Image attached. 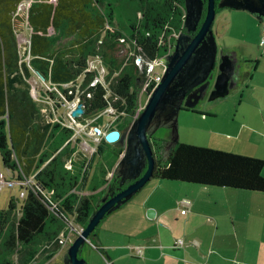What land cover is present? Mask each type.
Segmentation results:
<instances>
[{"label":"trees","instance_id":"trees-1","mask_svg":"<svg viewBox=\"0 0 264 264\" xmlns=\"http://www.w3.org/2000/svg\"><path fill=\"white\" fill-rule=\"evenodd\" d=\"M21 1L0 0V156L12 172L27 176L36 172L35 180L59 201L52 210L45 197L30 188L18 215V200L9 198L8 207L0 210V264H45L59 250L56 239L66 225L60 212L75 214V220L86 225L102 202L99 195L118 185L116 166L124 147L110 143L115 145L116 161L113 165L102 161L94 168L109 144L103 140L86 165L87 157L73 154L76 147L66 143L73 133L70 128L59 122L42 126L29 79L34 72L42 75L54 87L46 90L54 100L63 101L61 94L67 101L79 97L84 113L78 119L112 106L117 116L109 129L124 127L137 108L140 83L146 79L145 62L170 53L176 36L186 31V9L185 0H31L27 14L16 13ZM26 26L30 44L22 56L17 34ZM126 44L127 52L120 54ZM139 55L144 58L141 67L135 61ZM93 56L107 65L105 84L91 85L96 72L87 67ZM146 90L150 92L151 86ZM60 134L64 138L61 135L59 140ZM168 138L167 133L149 138L155 158L153 177L264 192L263 158L180 140L166 149ZM71 157L68 168L65 163ZM109 172L114 174L111 179ZM85 188L90 193L82 194ZM21 248L24 252L15 262L13 256Z\"/></svg>","mask_w":264,"mask_h":264},{"label":"crops","instance_id":"crops-1","mask_svg":"<svg viewBox=\"0 0 264 264\" xmlns=\"http://www.w3.org/2000/svg\"><path fill=\"white\" fill-rule=\"evenodd\" d=\"M247 16L251 24L243 40L249 47L247 51L244 46L237 49L244 61L256 60V69L262 67V74L252 76L257 82L251 80L238 100L241 109L235 110L240 111L235 138L246 132L251 142L247 139L248 144L236 146L239 149L211 147L264 159V45L260 40L263 50L257 55L251 50L250 44H259L261 22L255 15ZM239 86L237 83L233 88ZM202 188L206 189L203 196L175 199L169 205L157 206L144 200L132 226L119 219L99 224L97 250L107 264H264V192L223 186ZM189 199L185 205L184 200ZM148 208L155 210L153 218L147 216ZM184 208L186 212L182 213Z\"/></svg>","mask_w":264,"mask_h":264},{"label":"water","instance_id":"water-1","mask_svg":"<svg viewBox=\"0 0 264 264\" xmlns=\"http://www.w3.org/2000/svg\"><path fill=\"white\" fill-rule=\"evenodd\" d=\"M218 6L247 10L264 21V0H220ZM202 7V0H185L184 25L187 31H193L194 34H178L174 47L162 59L166 68L161 81L149 94L138 117L122 131L114 129L106 134L108 141L118 140L124 147L116 166L119 182L114 191L104 194L102 202L90 214L82 233L68 246L64 264H88L86 258L80 255L86 249L85 238L93 233L106 215L130 200L153 177L155 158L149 138L160 127H168L170 131L166 148L172 149L179 138L177 116L180 109L183 106L194 107L204 97L210 84L207 79L217 56L212 30L216 16L215 0H207L206 12L200 23ZM220 60L210 100L228 95L240 77L241 62L233 53L223 55ZM71 113L76 117L81 116L84 113L82 103ZM154 214V209H147L149 218H153Z\"/></svg>","mask_w":264,"mask_h":264},{"label":"rangeland","instance_id":"rangeland-1","mask_svg":"<svg viewBox=\"0 0 264 264\" xmlns=\"http://www.w3.org/2000/svg\"><path fill=\"white\" fill-rule=\"evenodd\" d=\"M254 16L252 13L247 10H238L229 7H219L216 11V16L212 24V30L214 32L216 45H217V56L215 61V68L213 69V77L210 80L209 87L207 88L205 95L199 102L190 109H180L177 116V132L180 140L187 139L189 143H197L203 146H214V147H222L228 146V148L239 149L236 147L244 146L247 139L251 142L250 135H246V132H243L239 139L235 138V134L238 130V124L236 121L239 120L240 111L237 112L235 110H239L238 100L241 98V93L246 90L247 84H249L252 80L253 83H256L257 80L253 79L254 76L260 77L262 74V67H258L256 69V60L253 61H244L242 59V54L238 52L240 47L244 46V51H247L249 44L245 43L243 40V34H245L250 29V18L247 14ZM123 16V13H120ZM255 17V16H254ZM259 21V20H258ZM260 24V23H259ZM260 28V37L259 44L258 41L256 44H250L251 50L255 52L257 55L258 52H262L263 46L260 45L261 40V26ZM29 39V28L26 27V30L18 35V41L21 49V54L23 56L25 50V41ZM66 40V39H65ZM263 45V44H261ZM129 48V44L122 46V50L120 54H125ZM233 48V49H232ZM238 48V49H237ZM233 53L235 57H237L241 62V72L240 79H237V83L240 85L239 87L231 89L228 95L225 97L217 98L215 100H210L209 96L211 91L214 88V83L216 77L219 72V63L220 59L226 53ZM119 54V55H120ZM136 63L140 65H144V58L141 55L136 56ZM248 62V63H247ZM89 64L93 67L97 66L95 70L106 71L107 74L108 69L107 65L101 60L98 56L89 57ZM146 64V62H145ZM149 67V65H148ZM244 68V69H243ZM160 67L155 66V72H159ZM245 72H249L250 76L247 77ZM36 73V72H35ZM33 74V76L29 79L31 83V93L38 100L42 110V118L41 124L45 127L47 124H52V121L57 120L60 117H64L66 112V105L62 104L56 106L50 96L47 93L48 84L42 80V78L38 74ZM253 76V77H252ZM82 79V78H81ZM138 91V104L139 106H144L147 102L149 93H147L143 89V84L140 83ZM80 91L78 90L77 93ZM79 99L78 97L75 99ZM47 101H52V104ZM54 105V107H53ZM184 107V106H183ZM112 120V117L109 115H105L101 120L95 122L94 124H99L101 126H106L108 122ZM102 122V123H101ZM128 121L124 124V127L117 128L113 126V128H117L119 130H123L128 126ZM170 128L162 126L156 132L153 133L152 136L162 137L165 133L169 134ZM60 134L57 139H61ZM151 136V137H152ZM64 138V136H63ZM59 139V140H60ZM168 140V139H167ZM256 141H259V137H255ZM171 142V141H170ZM169 142V144H170ZM118 144H122L117 141ZM76 144V143H75ZM117 144V145H118ZM168 144V141L166 145ZM205 144V145H204ZM236 144V145H232ZM248 144V143H246ZM115 145L105 144L104 153L99 158H96L93 167L95 168L96 163L98 165L99 162L106 161L109 165H113L116 161V156L114 153ZM169 147V146H168ZM167 149V148H166ZM76 154V153H75ZM165 157L164 155H162ZM161 156V157H162ZM79 164L75 163V172L78 175ZM94 168L89 172V176H92L94 172ZM0 170L3 171L6 177H9V172L2 164L1 156H0ZM78 190L81 187L78 185ZM209 187L211 189L214 186H201L195 183L183 182L177 180H167L161 179L157 177H152L141 189L138 191L130 200L124 203L120 208L113 211L107 217L105 216L99 224L108 225L106 223H111L112 221L119 219L122 222L126 223L127 226H132L136 222V216L138 214V210L141 209V202L146 200L149 203L156 204L160 206L162 204L169 205L175 199H187L191 196L199 195V197L203 196L206 191L205 188ZM80 191V190H79ZM20 188L18 186H8L3 185L0 189V210L8 207L9 198L15 197L18 200L17 212L20 215V207L22 204V198H19ZM82 194L90 193V191L85 188L81 190ZM199 192H202L201 194ZM100 198L104 196L101 193ZM199 197H196L198 199ZM191 201L190 199L188 202ZM153 209V208H152ZM147 213V212H146ZM135 216V217H134ZM99 226L93 231V233L89 236L92 243H96V232L99 230ZM64 230H67V225H65ZM44 247V246H43ZM68 247H62L60 250L57 249V252L51 256L49 259L45 261V264H61L64 260V256L67 252ZM24 252L21 248L19 249V254H14V261H18L19 255ZM90 252V253H89ZM42 253V252H41ZM80 255L86 260H89L90 264H107L103 255L97 249L93 248L89 243L86 244V249L80 253ZM41 254L39 253L36 258H40Z\"/></svg>","mask_w":264,"mask_h":264},{"label":"built area","instance_id":"built-area-1","mask_svg":"<svg viewBox=\"0 0 264 264\" xmlns=\"http://www.w3.org/2000/svg\"><path fill=\"white\" fill-rule=\"evenodd\" d=\"M30 1L31 0H22L21 2H19L17 5L16 13L25 12L27 14ZM261 31H262L261 44L264 45V22L261 23ZM29 44H30V37H29V39H26V41H25L24 52L27 49H29ZM19 47H20V45H19ZM162 59H163V57L146 62V72L147 73H146V79L143 82V89L145 91H147L146 88L151 86L150 92L149 91L147 92L149 94L156 87V85L161 81L162 73L164 72V70L166 68V65L162 61ZM148 65H149V67H148ZM155 66L160 67L159 70H161V69L162 70L159 72H155V70H154ZM96 67L97 66H95V67L91 66L89 64V61H88L87 70L96 72V75H95L94 79L92 80L91 85H94L97 82H101V83L105 84V76H106L105 73H106V71H104V70L99 71L98 69L95 70ZM35 74H37V72ZM42 80L45 81L44 79H42ZM47 84H48V88H49L48 90H51L54 88L53 86L50 85V82H47ZM64 85L69 86L72 84L67 83ZM32 96H33V94H32ZM61 96L64 98L63 101L62 100H54L51 97L50 98L53 101H59L60 104L58 102H53V104L55 103L56 106H59L62 104L66 105L65 119H64V117H60L57 120L52 121V122L53 123L59 122L63 126L68 127L73 131L71 137L66 141V143H70L71 147H76V150L73 154L81 152L85 158L87 157V161H86V165H87L90 157L97 150V146L99 143H101L103 140H105L108 143H114V142L118 141L117 140L114 142H110L105 138L106 134L109 131L117 129V128H113V127L111 129H109V127L111 126L110 124L112 123L114 118L117 116V114H115L116 113L115 109L112 106H108L106 109L99 112L94 117L85 118V120H80V119H78L79 116L78 117L73 116L71 113L72 110L75 109L79 103H81L80 100L79 99L75 100L77 98V97H75V99H73L71 101H67L62 94H61ZM33 98L40 107L41 118H42V110L43 109L41 108L40 104L38 103V100L34 96H33ZM47 102H50V101H47ZM50 104H52V101L50 102ZM53 107H54V105H53ZM143 107L144 106H139V104L137 103V108H136L135 114L133 116V119L138 117V115L142 111ZM103 115H113V116H111L112 120L108 123L109 126H107V127L106 126L104 127L101 125L96 126L94 124V121ZM72 159L73 158L71 157L70 159H68L66 161V163H65L66 167H68V168L71 167ZM6 170L9 172V177H6L5 173L0 170V189L3 185L18 186L20 188V192H19L20 197L19 198H24L26 196L28 189H30V188L35 189V190L39 191L45 197V200L48 203L50 209L53 210L56 207H58V201L59 200H54L51 197V192H48L47 190H45L41 186V184L35 180L36 172L31 174L30 176H27L23 171L12 172L7 168H6ZM110 176H111V173L109 172L107 174V178ZM188 203H189L188 200H184L185 205H188ZM181 212L185 213L186 208L182 209ZM60 214L66 220L67 230H63L57 236L56 240H57V243L59 246V250L62 247H68L73 242V240L78 235H80L82 233V231L84 229V226L75 220V214H70L68 212H65L64 210L61 211ZM85 241L87 244L89 243L95 249L100 248L97 244L92 243L89 237L85 238ZM179 243H181V240L178 241V244Z\"/></svg>","mask_w":264,"mask_h":264},{"label":"flooded vegetation","instance_id":"flooded-vegetation-1","mask_svg":"<svg viewBox=\"0 0 264 264\" xmlns=\"http://www.w3.org/2000/svg\"><path fill=\"white\" fill-rule=\"evenodd\" d=\"M203 1V7H202V11H201V20H200V23H201V21H202V19H203V17H204V15H205V12H206V7H207V0H202ZM220 2V0H215V8H216V11H217V8H219V6H218V3ZM217 3V4H216ZM259 20V19H258ZM260 22L262 23V22H264V21H261L260 20ZM182 33V32H181ZM185 33H188V34H194V32L193 31H185ZM214 68H215V65H214ZM213 68V69H214ZM212 72H213V70H212ZM212 72H211V74H210V77L207 79L208 81H210L211 80V78L213 77V74H212ZM219 73V72H218ZM239 79H240V77H239ZM235 80H236V78H235ZM189 93V92H188ZM111 177H114V174H113V172L111 173V176L110 177H108V179L110 178L111 179ZM119 176H118V174L117 173H115V179H118V182H119ZM87 244V243H86ZM61 264H64V262L62 261V263Z\"/></svg>","mask_w":264,"mask_h":264},{"label":"bare ground","instance_id":"bare-ground-1","mask_svg":"<svg viewBox=\"0 0 264 264\" xmlns=\"http://www.w3.org/2000/svg\"><path fill=\"white\" fill-rule=\"evenodd\" d=\"M218 1V0H217ZM217 4V3H216Z\"/></svg>","mask_w":264,"mask_h":264},{"label":"clouds","instance_id":"clouds-1","mask_svg":"<svg viewBox=\"0 0 264 264\" xmlns=\"http://www.w3.org/2000/svg\"><path fill=\"white\" fill-rule=\"evenodd\" d=\"M186 15V14H185Z\"/></svg>","mask_w":264,"mask_h":264}]
</instances>
